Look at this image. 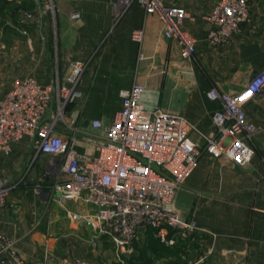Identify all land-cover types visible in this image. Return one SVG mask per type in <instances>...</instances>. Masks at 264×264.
Masks as SVG:
<instances>
[{"label":"crops","instance_id":"crops-1","mask_svg":"<svg viewBox=\"0 0 264 264\" xmlns=\"http://www.w3.org/2000/svg\"><path fill=\"white\" fill-rule=\"evenodd\" d=\"M9 1L29 5L35 15L36 55L51 65L50 72L33 77L35 80L50 86L57 71L63 77L71 62L85 63L78 85L81 98L68 106L67 118H74L82 131L92 133L75 144L76 150L86 155L97 154L103 129L120 108L119 91L123 88L141 85L146 108L159 106L182 116L195 128L191 139L201 143L202 136L212 132L211 113L220 107L208 91L236 94L251 77L264 71V0H250L248 21L222 42L208 37L206 21L218 0H162L187 13L181 29L195 40L190 61L181 58L176 40L164 36L155 15L146 14L135 3L127 5V0H53L54 20L42 12V0ZM73 12L80 14L79 21L71 20ZM139 29L143 32L140 43L130 37ZM3 94L0 92V98ZM246 117L256 129L250 164L242 167L202 153L169 205L183 220L193 221L196 231L163 252L137 246L133 254L125 255L129 264H182L185 253L191 254L189 264H264V93L247 103ZM93 122L99 127L93 128ZM68 134L62 130L60 136ZM22 139L0 157V175L15 177L20 172L14 154L32 140ZM41 157L47 161L38 162L27 184H35L46 171L52 174L51 184L58 180L49 166L50 157ZM94 210L82 202L60 204L53 193L43 198L31 190H19L0 208V235L15 242L26 264L38 260L69 264L94 253L92 247L113 248L105 238H94L86 225L70 219ZM186 244L197 245L199 257L196 249L187 250Z\"/></svg>","mask_w":264,"mask_h":264},{"label":"built area","instance_id":"built-area-1","mask_svg":"<svg viewBox=\"0 0 264 264\" xmlns=\"http://www.w3.org/2000/svg\"><path fill=\"white\" fill-rule=\"evenodd\" d=\"M137 4L162 24L164 36L180 45V55L190 61L195 40L181 29L187 13L183 8L166 6L162 0H127ZM250 0H218L206 17L208 37L215 42L228 40L249 19ZM42 12L53 20V0H42ZM33 23V12L22 14ZM71 20L79 21L73 12ZM133 41H142V30L130 33ZM141 59V56H139ZM85 63L71 62L63 77L56 74L52 85L44 86L33 77L14 81L0 98V153H7L13 143L30 137L34 157H50L49 166L58 178L52 193L63 204L82 202L94 207L91 213L71 215L73 222L90 228L94 238L103 237L117 254L128 255L132 245L151 230L153 238L166 247H174L196 231L193 221L183 220L169 209L172 197L194 170L202 153L247 166L255 155L256 129L246 117L247 103L264 93V71L251 77L236 94L208 91L220 107L210 115L212 132L201 143L191 139L194 126L178 114L159 106L148 109L141 101L143 87L137 83L119 91L120 108L103 129V141L96 155L75 149L80 132L76 120L66 116L67 107L81 98L78 85ZM52 109V110H51ZM51 114L47 117V114ZM61 123L68 136L51 135ZM93 128L99 123L93 122ZM8 189L0 180V208L6 204ZM0 264H26L14 241L0 235ZM34 264H46L38 260ZM69 264H90L75 259Z\"/></svg>","mask_w":264,"mask_h":264},{"label":"rangeland","instance_id":"rangeland-1","mask_svg":"<svg viewBox=\"0 0 264 264\" xmlns=\"http://www.w3.org/2000/svg\"><path fill=\"white\" fill-rule=\"evenodd\" d=\"M22 6V7H21ZM17 8V13L15 17V22H11L9 19H4L3 14L0 13V92L3 94L7 89L6 86L9 84L11 86L14 81L21 77H34L38 78L46 75L50 72L51 65L50 62H44L39 59L36 55V50L34 44L35 31L33 23L23 21L22 14L31 11V7L27 4L21 5ZM58 75V71L56 73ZM58 77H60L58 75ZM251 79V78H250ZM249 79V80H250ZM10 88V87H8ZM52 110V109H51ZM67 109L65 110L67 116ZM51 114L49 112L47 117ZM80 129V127H79ZM62 130L66 128L61 124L57 123L53 127L51 135H60ZM86 136H92L91 132H85L80 129L77 136V141L80 138H85ZM23 139L15 143L22 142ZM76 141V142H77ZM36 145L33 140H28L25 147L16 149L14 154V164L20 167V172L15 177H5L0 175V180L3 183V187L8 189V196L19 190H31V192L38 197L47 198L52 193L53 185L57 182H52L49 177L52 175L51 172L46 171L43 173L40 179L33 185L27 184V179L32 175L35 167H37L38 162H44L45 157L37 156L34 157L36 152ZM76 149V147H75ZM0 153V157H5L9 154ZM47 161V160H46ZM31 186L30 189L27 187ZM143 241V243H142ZM194 243V241H192ZM149 246L150 240L145 238H140L132 245L133 249L137 246ZM197 245H185L184 247L188 249L195 250V256L199 257L197 254L199 247ZM198 248V249H197ZM93 252H88L85 260L89 261L90 264H129L130 262L125 258L124 254H117L114 248L110 247H92ZM130 253V254H131ZM137 255L139 260L142 257L141 252ZM130 254H128L130 256ZM185 259L181 261L182 264H189L191 261V254L185 253ZM157 258V257H156ZM83 259V258H80ZM141 261V260H140ZM132 262V261H131ZM170 264H175V262H170Z\"/></svg>","mask_w":264,"mask_h":264},{"label":"trees","instance_id":"trees-1","mask_svg":"<svg viewBox=\"0 0 264 264\" xmlns=\"http://www.w3.org/2000/svg\"><path fill=\"white\" fill-rule=\"evenodd\" d=\"M20 6L21 5H17L9 0H0V13L3 14L2 16L5 20L9 19L11 22H15L16 13L18 11L17 8H19ZM151 232L152 231L149 230L145 235V237L150 240L149 248L161 252L168 250L167 248H170L159 244L158 241L153 238Z\"/></svg>","mask_w":264,"mask_h":264}]
</instances>
